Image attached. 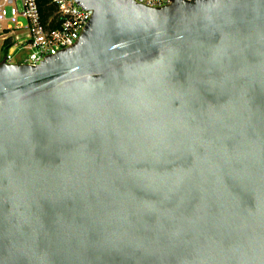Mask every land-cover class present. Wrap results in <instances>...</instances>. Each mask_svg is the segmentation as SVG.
<instances>
[{"label": "water", "instance_id": "obj_1", "mask_svg": "<svg viewBox=\"0 0 264 264\" xmlns=\"http://www.w3.org/2000/svg\"><path fill=\"white\" fill-rule=\"evenodd\" d=\"M75 1L0 63V264H264V0Z\"/></svg>", "mask_w": 264, "mask_h": 264}, {"label": "built area", "instance_id": "obj_2", "mask_svg": "<svg viewBox=\"0 0 264 264\" xmlns=\"http://www.w3.org/2000/svg\"><path fill=\"white\" fill-rule=\"evenodd\" d=\"M132 1L160 8L175 0ZM90 18L75 0H0V63L36 67L76 45Z\"/></svg>", "mask_w": 264, "mask_h": 264}, {"label": "rangeland", "instance_id": "obj_3", "mask_svg": "<svg viewBox=\"0 0 264 264\" xmlns=\"http://www.w3.org/2000/svg\"><path fill=\"white\" fill-rule=\"evenodd\" d=\"M0 59H1V56H0Z\"/></svg>", "mask_w": 264, "mask_h": 264}]
</instances>
